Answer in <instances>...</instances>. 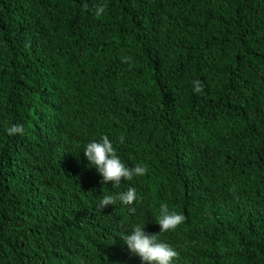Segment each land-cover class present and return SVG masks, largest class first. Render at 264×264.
<instances>
[{"label": "trees", "instance_id": "1", "mask_svg": "<svg viewBox=\"0 0 264 264\" xmlns=\"http://www.w3.org/2000/svg\"><path fill=\"white\" fill-rule=\"evenodd\" d=\"M105 135L147 173L103 184ZM161 204L172 264H264V0H0V264H143L112 230Z\"/></svg>", "mask_w": 264, "mask_h": 264}, {"label": "clouds", "instance_id": "2", "mask_svg": "<svg viewBox=\"0 0 264 264\" xmlns=\"http://www.w3.org/2000/svg\"><path fill=\"white\" fill-rule=\"evenodd\" d=\"M104 12V5H97L95 7V15L97 17H100ZM193 84L195 93H203V86L200 80L194 81ZM79 122L78 120L74 125L79 126ZM6 131L9 136H23L25 128L22 124H13ZM119 139L123 143L124 137L121 136ZM83 151L87 160L90 162V166L95 167L102 177L101 182L103 184L118 186L122 180L131 181L134 177L144 176L148 171L147 167L142 164H137L134 167H126L117 155L107 135L103 136L100 142H89ZM136 200V190L130 187L126 192L104 195L99 201L98 209L102 211L110 205H116L117 201L123 205L130 206ZM135 211L136 209L134 207L127 211L120 210L118 218L124 224L112 230L111 246H122V249L127 246L133 255L138 256L142 260L143 264H172V261L178 256V253L169 244L159 241L161 236L160 228L161 233L174 230L185 221L186 217L183 214L171 212L167 204H161L159 215L153 218V230L147 227L148 224H143L142 226H134L129 232H124L126 223H134L133 221L137 218L138 213ZM138 211L148 213L147 210Z\"/></svg>", "mask_w": 264, "mask_h": 264}]
</instances>
